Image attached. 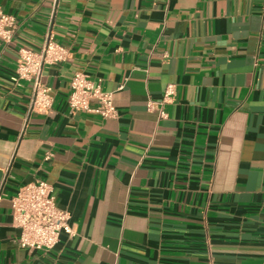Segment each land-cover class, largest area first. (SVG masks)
<instances>
[{"label": "crops", "instance_id": "1", "mask_svg": "<svg viewBox=\"0 0 264 264\" xmlns=\"http://www.w3.org/2000/svg\"><path fill=\"white\" fill-rule=\"evenodd\" d=\"M0 264H264V0H0ZM49 42L48 113L13 80ZM116 119L72 115V76ZM169 90L168 117L147 108ZM48 153L53 156L45 160ZM53 185L75 235L19 245L11 199Z\"/></svg>", "mask_w": 264, "mask_h": 264}, {"label": "built area", "instance_id": "2", "mask_svg": "<svg viewBox=\"0 0 264 264\" xmlns=\"http://www.w3.org/2000/svg\"><path fill=\"white\" fill-rule=\"evenodd\" d=\"M18 29L17 19L5 13L0 7V42L11 44ZM65 51L53 42H49L42 53L31 50H20L16 76L17 83L28 81L33 83V110L48 113L53 106L51 89L42 81L43 65L48 62H59L64 59ZM102 80L93 81L82 72L71 78L69 109L72 115H96L103 120L116 119L118 111L112 93L105 92ZM172 92L167 90L159 101L149 100L147 108L158 113L160 119L168 117L166 104ZM53 156L48 153L45 160ZM54 187L46 181H37L22 187L11 199L13 209V225L20 231L19 245L29 250L50 251L61 240L63 233L70 237L75 235L71 225V215L58 207Z\"/></svg>", "mask_w": 264, "mask_h": 264}]
</instances>
